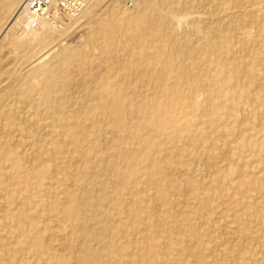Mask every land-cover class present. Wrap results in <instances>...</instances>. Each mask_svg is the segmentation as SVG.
Returning a JSON list of instances; mask_svg holds the SVG:
<instances>
[{"label":"bare ground","instance_id":"bare-ground-1","mask_svg":"<svg viewBox=\"0 0 264 264\" xmlns=\"http://www.w3.org/2000/svg\"><path fill=\"white\" fill-rule=\"evenodd\" d=\"M102 1L94 2L99 4ZM114 1L109 0L110 3ZM140 1L132 7H125L133 9ZM90 3L88 0L87 7L77 18L67 15L60 19L55 8L49 9L40 33L47 35L55 31L60 37L68 32L73 34L80 17H87ZM201 9L203 11L199 12ZM131 17L126 14L124 18L129 20ZM25 23L30 30L39 29L30 28L26 20ZM151 37L147 47L138 49L136 59L128 64L117 87L105 83L103 92L95 95L99 102L86 106L87 117H93L99 111L112 123L113 133L98 138L100 142L113 143L111 153H102L93 147L91 133H86V123L76 117L58 116L48 125L49 132L41 135L42 145L35 142L25 144L31 148L28 153L24 152L29 165H34L43 155L54 161L55 156L62 153L69 155L71 163H75L69 171L65 197L49 204L50 212L65 224L70 233L79 230L82 236L78 247L73 240L62 244L66 249L76 251L68 259L53 257L61 264H141V258L125 261L128 252H125L124 244L114 241L116 236L123 237L128 228L132 233L142 234V249L147 251L149 259L155 258L154 244L147 234L141 232L140 226L144 231L152 229L159 233L164 225L172 223L174 217L195 213V208H188L183 200L174 199V192L180 185L191 188L195 184L203 188L211 185L208 180L197 179L196 170L182 159V154L198 160L207 177L218 175L225 160H218L209 152L210 146L205 141L211 138L210 135L214 132L224 136L222 127L233 123L236 126L234 131L231 130L234 141L223 143L226 149L239 140V133L245 132L247 123L250 122L252 129L264 124V0H174L166 13H162L161 21L155 23ZM60 46L56 51H60ZM133 76L142 81L141 85L125 80ZM59 100L56 102L61 110L65 100L63 104ZM48 118L49 121L50 116ZM191 118L194 120L190 121ZM205 120L208 127H203ZM187 131L193 133L187 135ZM145 134L150 135L149 140ZM219 140H213L217 142V149H221ZM118 141L133 143L128 150L121 151L117 150ZM18 143L24 146V142L18 140L15 145ZM246 147L245 144L241 148ZM224 154L222 157L226 156ZM0 157L6 159L10 168L21 169L16 158L3 157L2 154ZM118 159L123 161V171L131 176V180L114 176L120 172ZM45 161L32 168L35 173L15 172L20 175L18 185L29 191L30 180H35L33 190L50 184L46 182L50 176L55 180L59 167H50ZM137 166L142 168L137 169ZM237 179V184L246 185L244 173ZM260 185L255 182L252 189L257 190ZM144 192H151L155 200L153 204L139 203ZM192 192L197 194L195 188ZM245 192L248 190L241 189L242 194ZM217 197L226 198L228 195L221 188ZM170 206L177 207V213L169 212ZM205 208H209L208 200L202 205V209ZM216 209L219 213L224 212L221 207ZM112 213H125L128 220L122 225V218H113ZM17 218L21 223L29 219L25 213H20ZM168 229L177 230L166 236L169 248L173 235L181 234L182 229L177 225ZM190 244L193 247L196 243L192 240ZM199 254L196 252L195 255L198 261H202Z\"/></svg>","mask_w":264,"mask_h":264},{"label":"rangeland","instance_id":"rangeland-1","mask_svg":"<svg viewBox=\"0 0 264 264\" xmlns=\"http://www.w3.org/2000/svg\"><path fill=\"white\" fill-rule=\"evenodd\" d=\"M94 1L91 0L87 9V17H80L75 32L60 37L55 31L50 32L52 35L40 33L45 20L38 30L27 27L21 15L24 0H0V154L16 158L21 164V169H13L6 159L0 157V264H61L53 257L68 259L74 255L76 249H66L62 244L73 240L78 247L82 240L81 232L70 233L65 224L50 212L49 204L65 197L69 171L75 163H71L69 155L62 153L55 156V162L43 155L34 165H29L24 152L31 151L30 146L27 147L30 143H44L41 135L49 132L48 125L59 116L83 120L87 126L86 133H91L93 147L102 153H111L113 143H103L98 138L113 133L112 123L99 111L97 115L87 117L86 106L99 102L95 95L103 92L105 83L117 87L128 64L136 59L138 49L150 44L155 23L161 21L162 13H166L174 2L141 0L133 9H128L123 0L112 3L104 0L99 4ZM56 14L60 19L67 17L57 10ZM126 14L132 17L125 19ZM59 44L60 51H56ZM125 80L133 85L142 83L136 76ZM63 95L67 98L64 99ZM57 99L62 104L65 100L61 110ZM48 116L49 121L46 119ZM249 125L250 122L244 126L245 132L239 133V140L226 149L223 143L234 141L231 130L234 131L236 126L231 122L224 125L221 129L224 136L209 130L213 132L211 138L205 141L210 146L209 152L214 158L225 160L219 167L218 175L207 177L198 160L182 154V159L196 170L197 179L208 180L211 185L207 188L198 184L192 188L180 185L178 191L174 192V199L183 200L188 208H195V213L174 217L170 221L172 223L164 225L159 233L152 229L144 231L140 226L141 232L147 234L154 244L155 258L149 259L147 251L142 249V234L132 233L128 228L123 237H114L115 243L124 244L123 248L128 252L125 261L141 258V264H264V124L255 129ZM206 126L208 122L205 120L203 127ZM191 133L186 132L187 135ZM144 136L149 140V134ZM216 138L221 139L218 141L221 149H217V142L213 141ZM17 140L24 142V146H19V143L15 145ZM132 143L118 141L117 150L126 151ZM245 144L247 147L241 148ZM223 154L226 156L222 157ZM43 160H47L45 162L50 167H59L57 177L52 180L50 176L46 180L50 184L35 190V180H30V190L26 191L22 185H18L20 175L15 172L35 173L32 168ZM117 164L120 172L114 176L131 180V176L123 171V161L118 159ZM136 168L141 169L142 166ZM241 173H244L245 186L236 183ZM255 182L261 184L257 190L252 189ZM194 188L197 194L192 192ZM221 188L228 197H217ZM241 189L248 192L242 194ZM32 190L34 193L30 197ZM109 190H112L111 185ZM207 200L209 208L202 209ZM138 201L148 205L155 200L151 192H144ZM217 207L224 212L219 213ZM176 210L177 207L170 206L169 212L177 213ZM20 213L29 217L27 222L19 221L17 217ZM118 216L124 225L128 216L125 213H112L113 218ZM175 225L182 232L173 235L174 240L170 241L172 245L168 248L166 236L169 232L177 231L168 227ZM192 240L196 243L193 247L190 244ZM130 248L137 249L133 251ZM196 252L201 253L202 261H198Z\"/></svg>","mask_w":264,"mask_h":264},{"label":"built area","instance_id":"built-area-1","mask_svg":"<svg viewBox=\"0 0 264 264\" xmlns=\"http://www.w3.org/2000/svg\"><path fill=\"white\" fill-rule=\"evenodd\" d=\"M139 0H123L126 7L134 6ZM88 0H24L21 15L32 29L40 28L49 9L55 8L73 18H77L87 7Z\"/></svg>","mask_w":264,"mask_h":264}]
</instances>
